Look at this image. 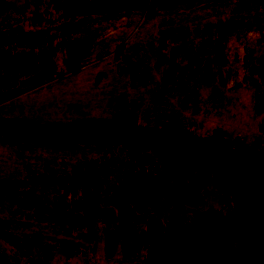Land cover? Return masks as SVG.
<instances>
[{"label": "trees", "instance_id": "obj_1", "mask_svg": "<svg viewBox=\"0 0 264 264\" xmlns=\"http://www.w3.org/2000/svg\"><path fill=\"white\" fill-rule=\"evenodd\" d=\"M11 1L13 0H0V19L4 23H9V14L16 11ZM48 1L53 9L60 12L64 21L125 10L124 0ZM205 1L153 0V6L159 10L176 11L183 9L184 5H196ZM33 2L35 8L39 9L45 5L46 0ZM13 24L20 25V22ZM225 24L230 25L232 22ZM223 26L225 27H217L218 33H222V29L224 31ZM231 28L229 26L227 30ZM218 38L221 39L217 41L214 65L220 68L225 65L227 38L222 34H218ZM56 53L64 56V68L60 71L53 64ZM90 54L89 42H67L62 36L52 52L40 54L33 61L15 59L2 64L0 89H11L19 79L41 70L53 77L74 72L85 64L84 61ZM177 58V55L171 56L170 67L163 73L167 92H171L172 85L178 80ZM190 59L193 63L196 56ZM256 66L264 68V57L257 60ZM217 77L223 80L221 71ZM0 140L22 145L21 150L31 145L57 147L87 144L106 153L111 145L130 147L136 155L144 151L154 153L162 162L160 173L153 174L152 169L143 167L132 168L123 174L118 185L104 191L98 175V162L77 167L69 178L44 182L56 185L65 195H70V212L74 216L77 231H87L93 235L98 221L109 223L108 227H104L106 252L109 256L113 254L120 237L127 257L150 242L145 264H264V250L249 247L251 241L264 240V156L244 145L230 146L220 132H215L209 139H201L186 129L174 134L166 127L153 130L117 121L85 120L67 125H38L0 119ZM170 167L175 168L173 175L169 174ZM208 168L213 171L214 187L221 193L232 196V210L226 213L208 210L196 214L192 225L184 230L168 228L165 232L149 230L138 236L131 234L139 216L159 214L164 205L174 208L199 206L203 202L199 196L209 183L194 177L193 173L194 170ZM102 191L103 198L100 195ZM19 196L17 184L0 183V201L19 205ZM103 208L107 215L102 212ZM109 213L115 216L109 217ZM110 226L114 232L108 231ZM236 239L242 243L237 253H233L230 244ZM0 240L13 247L23 244L27 247L31 244L32 247L41 246L35 237L21 238L13 235L3 221H0ZM65 250L69 256L79 252L77 248ZM0 264H5L1 256Z\"/></svg>", "mask_w": 264, "mask_h": 264}, {"label": "rangeland", "instance_id": "obj_2", "mask_svg": "<svg viewBox=\"0 0 264 264\" xmlns=\"http://www.w3.org/2000/svg\"><path fill=\"white\" fill-rule=\"evenodd\" d=\"M11 2L16 9L9 14L11 21L4 23L0 19V70L2 64L6 62L15 59L33 61L40 54L52 52L62 40L64 27L68 26L72 31L76 28L83 31L85 30L83 21L86 19H92L94 22H129L124 23L130 24L123 28L125 30H129L131 23L135 20L168 19L177 16L175 18H179L180 22L189 24L195 22L194 20L197 18L201 19L200 26L203 28V31L202 28H199L203 40L201 51L193 63L192 59L183 61L180 69H182L183 75L189 70L198 72L203 77L206 74L207 78H210L213 73L217 76L221 71L228 84L225 91V94L227 93L226 100L232 105H236L233 107L235 109H232L234 123L231 125V122H224V115H221L219 116L221 120L211 117L208 122L200 126L191 128L187 126L185 129L201 139L211 138L216 131L221 133L227 131L229 141H235L238 136V144L250 145L252 132L247 130L249 127L247 123L250 120L251 124H255L254 132L256 127L262 128L259 146L264 155V68L256 66L257 60L264 57V13L261 10V7L264 9V0H206L201 4L184 5L183 9L176 11L156 9L153 6V0H124L125 10L123 11L107 15L97 13L68 21L62 19L60 12L53 9L48 0L39 9L35 8L33 0H13ZM219 4L224 5V8L232 13L236 11L234 17H225L231 19L227 22H232V24L226 25V22H221L223 19L220 16L222 7ZM176 13L178 15H174ZM218 18L219 22H216ZM14 22H20V25L13 24ZM222 25H225V27L223 26L224 31L222 29V33H218L217 27ZM229 26L232 27L231 30H227ZM114 29L116 30L115 26ZM95 30L97 33L93 32ZM100 30L99 27L92 26L86 34L97 36ZM218 34L229 39L224 52L225 65L220 68L214 65L217 41L221 39L218 38ZM121 35V32H118L117 36L121 37ZM71 41L80 42L73 38ZM107 42L108 38L105 37L101 47ZM98 44L96 41V46ZM88 60L89 58L84 63L86 64ZM53 64L57 70H62L64 56L56 53ZM169 67L170 63L165 71ZM177 67L180 65L178 64ZM44 74L53 77L46 74L45 71ZM138 74H143L142 70ZM20 81L21 79L17 84ZM239 86H246L248 91L241 93L247 97L241 98L240 96L239 98L237 96L240 93L237 91ZM236 99H238L237 102ZM239 109L241 115L237 120L236 111ZM220 112L223 114L224 110L218 111L217 115ZM244 113L246 115L240 122ZM162 125L153 124L151 127L162 129ZM169 129L174 134L180 132V129L176 130L173 126H170ZM21 147L22 145L0 140V183L17 184L20 191V196L17 198L19 205L8 203L5 200L0 201V221L9 226V231L13 235L21 238L35 237L41 246L32 247L31 244L32 246L27 247L23 244L13 247L0 240V256L5 264H145L150 242L127 257L121 246L122 238L119 237L113 254L109 256L106 252L104 237V227H108L109 223L98 221L93 235L87 231H77L74 225V216L70 212V195H65L63 190L56 185L44 182L69 178L77 167H86L93 162H98V175L101 177V188L104 191L118 185L123 174L128 173L132 168L143 167L147 170L152 169L153 174L160 173L162 162L152 151H144L136 155L132 148L120 145H111L107 153L87 144H65L57 147L31 145L25 150H21ZM170 168L169 174L173 175L175 168ZM103 172L106 174L102 175ZM193 176L209 183L207 189L199 196L203 201L199 206L174 208L164 205L159 214L151 213L139 216L131 234L138 236L149 230L165 232L168 228L184 230L192 225V219L196 214L208 210L226 213L233 209L232 196L228 193H221L214 187L212 169L194 170ZM103 191L100 194L102 198L104 197ZM102 212L106 214L104 208ZM108 216L114 217L115 215L109 213ZM111 226L108 231L114 232ZM241 243V240H233L230 244L231 251L237 253ZM249 247L250 249L264 250V240L251 241ZM65 248H77L79 252L69 256Z\"/></svg>", "mask_w": 264, "mask_h": 264}, {"label": "crops", "instance_id": "obj_3", "mask_svg": "<svg viewBox=\"0 0 264 264\" xmlns=\"http://www.w3.org/2000/svg\"><path fill=\"white\" fill-rule=\"evenodd\" d=\"M219 5L222 7L221 22L231 20L225 18L227 16H235L236 11L232 13L224 5ZM261 10L264 13L263 7ZM175 17L135 20L129 30L123 29L130 25L124 23L129 22H94L92 19L83 21V31L64 27L63 37L67 42L73 38L91 43L92 53L88 62L73 73L51 77L39 71L21 79L11 89H0V119L38 125L106 120L153 130H161L151 127L153 124H163V128L173 126L181 132L187 126H200L211 117L221 120L219 116L224 115V122H231L232 125V109L236 105L226 100L228 84L223 74L221 80L214 73L210 78L189 70L183 75L180 69L183 61L197 58L201 51V19L185 24ZM92 26L101 29L97 35L100 37L86 34ZM93 32L97 33L96 30ZM118 32H121V37L117 36ZM105 37L108 42L101 47ZM228 40H225V50ZM96 41L99 43L97 46ZM173 55H177L180 65L177 68L178 80L172 85L171 92H167L163 73ZM141 70L143 74H138ZM246 86L237 88L239 98L247 97L241 93L248 91ZM222 109L223 114L220 112L217 115ZM236 115L238 120L240 109ZM247 124V130L252 132V141L244 146L262 154L259 146L262 128L258 126L254 132L255 124H251L250 120ZM221 135L232 147L242 145L238 144V136L235 141H229L227 131Z\"/></svg>", "mask_w": 264, "mask_h": 264}]
</instances>
